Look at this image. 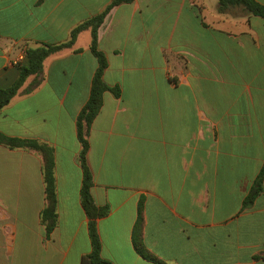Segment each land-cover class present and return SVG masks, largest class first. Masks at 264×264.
<instances>
[{
  "label": "crops",
  "instance_id": "0c3cea01",
  "mask_svg": "<svg viewBox=\"0 0 264 264\" xmlns=\"http://www.w3.org/2000/svg\"><path fill=\"white\" fill-rule=\"evenodd\" d=\"M113 0H0V89L26 49L58 45ZM264 7V0H255ZM217 0H133L97 29L109 90L86 140L100 256L151 264H264L262 192L243 203L264 164V21ZM90 29L42 65L41 82L0 110V133L50 147L56 225L46 234L42 158L0 145V264H81L91 252L80 201L76 119L97 63ZM118 90V95L112 92Z\"/></svg>",
  "mask_w": 264,
  "mask_h": 264
},
{
  "label": "trees",
  "instance_id": "16d2710c",
  "mask_svg": "<svg viewBox=\"0 0 264 264\" xmlns=\"http://www.w3.org/2000/svg\"><path fill=\"white\" fill-rule=\"evenodd\" d=\"M132 1L133 0H113L100 14L88 19L72 30L69 40L66 43L58 45H43L35 49H26L24 51V61L17 66L19 70L17 79L10 87L0 89V110H2L10 100L20 92V89L29 77H33V80L22 91V93L28 94L38 87L41 82L40 76L42 73V65L46 58L60 50L70 48L80 32L90 29L91 41L89 49L96 60L97 68L91 81L89 98L76 119V134L80 144L78 160L82 171L80 201L84 213L88 218V235L91 244V252L82 259L81 264H111L100 256L101 242L98 235L96 221L107 215L108 207H97L91 196L92 176L86 163V153L88 151L86 136L92 121L98 114L102 105L103 93L109 90L102 80V74L107 64L104 55L98 50L97 29L102 24L107 13L113 7L122 3H131ZM217 4V10L219 13H224L232 7H238L248 15L258 17L264 21V7L258 4L255 0H217ZM112 92L118 95L117 89H113ZM0 145L11 150L22 149L33 151L41 156L42 178L46 201V206L41 213V222L45 226L46 234H49L56 225V194L53 176L54 159L52 149L35 140L11 138L1 133ZM263 176L264 164L243 203L244 207L250 205L262 192ZM131 242L134 252L143 260L151 264H166L148 252L143 244L141 202H139L137 206V219L132 229Z\"/></svg>",
  "mask_w": 264,
  "mask_h": 264
},
{
  "label": "built area",
  "instance_id": "2783aa9c",
  "mask_svg": "<svg viewBox=\"0 0 264 264\" xmlns=\"http://www.w3.org/2000/svg\"><path fill=\"white\" fill-rule=\"evenodd\" d=\"M25 53L22 52L14 61L13 65L14 66H19L23 61H24Z\"/></svg>",
  "mask_w": 264,
  "mask_h": 264
}]
</instances>
